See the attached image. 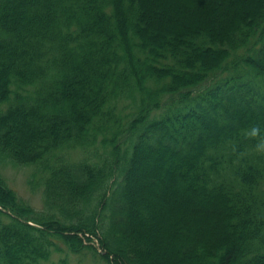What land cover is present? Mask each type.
I'll use <instances>...</instances> for the list:
<instances>
[{"label": "trees", "instance_id": "16d2710c", "mask_svg": "<svg viewBox=\"0 0 264 264\" xmlns=\"http://www.w3.org/2000/svg\"><path fill=\"white\" fill-rule=\"evenodd\" d=\"M257 123L264 0H0V264H264Z\"/></svg>", "mask_w": 264, "mask_h": 264}, {"label": "rangeland", "instance_id": "374dc122", "mask_svg": "<svg viewBox=\"0 0 264 264\" xmlns=\"http://www.w3.org/2000/svg\"><path fill=\"white\" fill-rule=\"evenodd\" d=\"M78 155V154H77ZM75 156V154H74ZM1 172L6 178L8 184L12 186L16 192L23 197L29 204L39 207L41 205V191L40 189H31L29 183H27V178L29 176V169H16L10 165H3L1 167ZM94 244L97 245L96 240ZM87 260H90V257H82V264H85ZM78 261V260H77Z\"/></svg>", "mask_w": 264, "mask_h": 264}, {"label": "clouds", "instance_id": "9594fccd", "mask_svg": "<svg viewBox=\"0 0 264 264\" xmlns=\"http://www.w3.org/2000/svg\"><path fill=\"white\" fill-rule=\"evenodd\" d=\"M245 139L255 141L253 150L257 154H264V129L257 124L250 125L244 132Z\"/></svg>", "mask_w": 264, "mask_h": 264}]
</instances>
